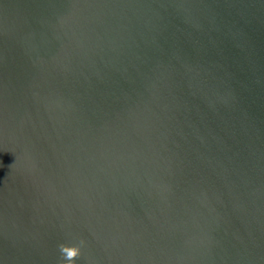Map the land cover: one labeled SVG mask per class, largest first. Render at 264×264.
Instances as JSON below:
<instances>
[{
	"label": "water",
	"instance_id": "95a60500",
	"mask_svg": "<svg viewBox=\"0 0 264 264\" xmlns=\"http://www.w3.org/2000/svg\"><path fill=\"white\" fill-rule=\"evenodd\" d=\"M0 264H264V0H0Z\"/></svg>",
	"mask_w": 264,
	"mask_h": 264
}]
</instances>
